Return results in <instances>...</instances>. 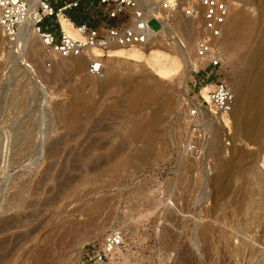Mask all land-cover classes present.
<instances>
[{
    "label": "rangeland",
    "instance_id": "1",
    "mask_svg": "<svg viewBox=\"0 0 264 264\" xmlns=\"http://www.w3.org/2000/svg\"><path fill=\"white\" fill-rule=\"evenodd\" d=\"M233 1L231 20L248 12L259 30L241 53L223 57L225 80L238 97L229 121L213 127L199 115L196 134L182 106L180 73L164 78L146 63L113 59L99 78L87 73L86 57L48 55L36 32L33 46L21 51L0 25V264L238 263L228 254L232 218L223 215L228 198L241 191L238 169L254 162L264 173V52L245 80L238 77L264 38V0ZM73 12L102 19L98 0ZM180 15L149 48L178 57L183 68L187 57L173 37L196 59L200 31ZM49 22L54 18L44 28ZM244 36L225 30L222 50ZM193 137L197 148L189 151ZM207 223L216 225L209 243L198 239ZM119 231L123 242L113 258L87 256L89 245Z\"/></svg>",
    "mask_w": 264,
    "mask_h": 264
},
{
    "label": "built area",
    "instance_id": "2",
    "mask_svg": "<svg viewBox=\"0 0 264 264\" xmlns=\"http://www.w3.org/2000/svg\"><path fill=\"white\" fill-rule=\"evenodd\" d=\"M85 0H41L32 13L33 29L40 38L45 51L55 59L80 57L88 59L86 71L89 75L105 77L103 58L109 51L123 47H146L164 28V22L173 19L181 10L196 20L200 35L196 40V62L193 63L188 81V93L182 96V106L189 110L193 134L200 132L196 122L202 106H208L215 114H229L235 105V92L225 80L226 68L222 55L227 23L232 14L233 0H98L102 19L96 22L90 17L68 15L72 9L82 6ZM93 4V2L91 3ZM60 16H67L79 37L69 35L62 27ZM30 18L28 4L23 0H0V25L8 41L18 37L19 25ZM48 18H54L49 28H44ZM85 18V19H84ZM156 20L158 29L149 23ZM93 48L103 51L102 57L93 56ZM52 61L47 60L51 67ZM211 86L209 100L202 89ZM198 123V124H197ZM197 148L196 137L188 142L189 151ZM123 242L122 232H112L101 242H94L86 249L90 258L105 261L113 258Z\"/></svg>",
    "mask_w": 264,
    "mask_h": 264
},
{
    "label": "bare ground",
    "instance_id": "3",
    "mask_svg": "<svg viewBox=\"0 0 264 264\" xmlns=\"http://www.w3.org/2000/svg\"><path fill=\"white\" fill-rule=\"evenodd\" d=\"M23 1L28 4L30 18L22 22L19 25L18 37L15 41H8L6 39L10 44H14L15 42H17L16 45L20 47L21 51H24L28 47L33 46L32 40H33V33L35 31L33 29L32 13L37 10L38 6L40 5L41 0H23ZM177 13L181 14L180 16H182L184 23L189 24V18L193 19L191 17L186 16L181 10H179ZM231 18L232 17H230L227 23L226 34H228V36L229 35L232 36L234 34L240 35L241 33H244L245 36L240 40L233 41V44L235 45L234 48H231L229 50L228 48L225 47V49L222 50L223 57L225 56V54H229V56H232L236 54V52H239L240 47L242 48L243 44L245 45L248 42V40L253 36V33L259 30V28L257 27V20L253 18L251 15H249L248 12H244V11L239 12L235 15V17H233L232 20ZM193 20L196 21L195 19ZM60 22L62 24L63 29L69 35L75 38L79 37L77 31L75 30V27L73 26L71 20L67 16H60ZM179 27H181L180 30L184 29L183 25L182 26L179 25ZM163 30H167L166 22H164ZM162 32H163L162 30L159 31L157 33V36L162 34ZM173 38H174L173 39L174 43L176 44L177 51L184 57H187L185 66L183 68H182L181 61L178 57L170 56L157 49H150L149 48L150 45L146 47L134 46L130 48H123V47L115 48L109 51V54L107 55V57L103 58L102 60L104 62V65L106 62H108L107 60L112 61L113 59H124V60L133 61L135 63H146L155 72L156 75L164 77V78H173V77H176V75L178 76V73H180L181 79H182V95L185 96L189 90L188 81L191 76L190 72L192 69V65L193 63L196 62L197 59H195L194 57L191 59L188 58L187 54L189 53V50H188L189 48H187L188 47L187 44H185V42L180 41V39H178L176 36H174ZM92 52H93L94 57L104 56L103 51L98 48H93ZM263 52H264V38L262 39V42L259 48H256L250 54L247 62H245L246 64L244 68L242 69V71L240 72V75L238 76L241 81L245 80V78L248 77L253 72L254 62L256 58L258 57V55H260ZM80 57H78V59H80ZM68 58H72V57H68ZM68 58H60V59H64L63 61H67V60H70ZM226 58L228 59V57ZM260 81H261L260 83L261 86H263L264 79H261ZM210 88L211 86H208L202 89V94L204 98H206V100H209L208 91L210 90ZM261 91L262 93L259 97L260 100L259 99L258 100L261 102L260 105L262 106V109L264 112V87H262ZM150 95L151 94H148L147 96H150ZM237 101H238V97H237V100L235 101V106H236ZM253 102L254 100H252L250 104H252ZM199 115H201L202 117L204 116L207 122H210L211 126L213 127L218 126L219 119H222L225 122L229 121L228 114H215L213 111L209 109L208 106H205V107L202 106ZM189 117H190V114H189ZM261 133L264 134V129L262 130ZM10 145L11 144L9 140L6 143V147H5L7 153H8V150H10L9 149ZM262 158H263V165H264V153H263ZM228 163L229 161L227 159L222 160V164L228 165ZM238 170L240 171L237 172V177L236 176L235 177H236V181L241 186V191L238 197L232 196L230 197V199L228 198V203L232 205L229 208L230 210L227 211L223 215V218H232V221L229 224L227 223L228 225H232L230 227V231H233V232H230L229 234L232 240L231 241L232 246L230 245L228 254L230 255V253H234V255L239 256L238 263L233 261L232 262L233 264L235 263L236 264H264V173L259 171V169L257 168L254 162L248 164L245 168L238 169ZM215 226H216L215 223H207V224L202 225L200 227L201 234L198 239L200 240L202 239L204 240V242L209 243L208 237L215 229ZM258 226L259 228L261 227L263 230L262 235H261L260 229H258L257 231ZM255 232H259L260 234H258L257 236H254ZM234 240H236L235 241L236 244L233 242Z\"/></svg>",
    "mask_w": 264,
    "mask_h": 264
},
{
    "label": "trees",
    "instance_id": "4",
    "mask_svg": "<svg viewBox=\"0 0 264 264\" xmlns=\"http://www.w3.org/2000/svg\"><path fill=\"white\" fill-rule=\"evenodd\" d=\"M77 20V16H73Z\"/></svg>",
    "mask_w": 264,
    "mask_h": 264
},
{
    "label": "crops",
    "instance_id": "5",
    "mask_svg": "<svg viewBox=\"0 0 264 264\" xmlns=\"http://www.w3.org/2000/svg\"><path fill=\"white\" fill-rule=\"evenodd\" d=\"M74 13V15H77V14H75V12H73ZM49 23H51V22H49Z\"/></svg>",
    "mask_w": 264,
    "mask_h": 264
}]
</instances>
